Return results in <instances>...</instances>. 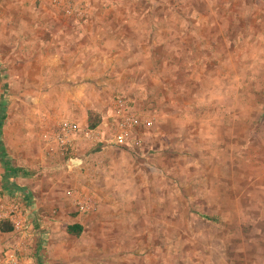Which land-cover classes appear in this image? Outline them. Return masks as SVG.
<instances>
[{"label": "rangeland", "instance_id": "1", "mask_svg": "<svg viewBox=\"0 0 264 264\" xmlns=\"http://www.w3.org/2000/svg\"><path fill=\"white\" fill-rule=\"evenodd\" d=\"M28 1L0 0V222L17 201L2 189L3 161L32 173L17 177L14 189L33 203L26 236L0 233V260L13 248L20 264H59V253L63 264H264V0H90L65 8L114 11L110 23L121 11L125 26H144L132 33L135 49L118 54L146 69L142 83L133 74L108 99L140 117V146L80 137L66 150L56 140L59 123L84 125L56 120L53 83L20 73V42L37 30L30 12L42 8L34 0L29 10ZM110 108L98 125L110 122ZM80 139L89 143L86 160L73 157ZM68 163L77 167L60 180ZM66 190L88 208L76 210ZM76 215L85 218L82 232L68 236Z\"/></svg>", "mask_w": 264, "mask_h": 264}, {"label": "crops", "instance_id": "2", "mask_svg": "<svg viewBox=\"0 0 264 264\" xmlns=\"http://www.w3.org/2000/svg\"><path fill=\"white\" fill-rule=\"evenodd\" d=\"M48 2L46 0L40 1L38 5L42 8L30 12V14H33L30 24L37 26V30L34 36L20 42V73L29 76L30 79L34 77L37 82L46 80L53 83L55 93H52V95L56 98L59 97V100L55 102L56 107H58L55 111L57 113L56 120L74 118L86 126L87 112L91 111L102 117L112 105V102L108 99L118 90H126L127 86L130 85L129 82L133 81V74L136 83L143 82L140 75L146 69L139 68L141 66L137 62L133 67L130 62H121L118 52L127 49L131 51L140 40L134 38L132 33H138L139 31L143 33L145 27L125 26L123 24L124 15L121 11L115 13L116 20L111 23L109 20H112V16H109V14L114 13V11L92 10L85 11V13L73 11L72 9L75 6L84 2L81 0H57V3L54 4ZM33 3L34 0L27 2L29 4L28 9ZM65 8L72 9L69 11L64 10ZM38 29L42 35L38 32ZM32 42L35 43V46L32 47L36 49L35 54L29 51ZM137 51L141 53L145 52V49L139 46ZM31 58L33 59L28 63ZM45 73L48 74L46 79L43 77ZM125 83H128L127 86ZM105 124L107 123L101 118L98 127L103 129ZM77 138H80V136L73 135L72 141ZM82 139L74 143H82V145H79L80 147L76 146V154L73 157H85L84 160H86L85 152L88 151L86 147L88 142ZM73 142H71V145H73ZM100 144L104 145L103 143ZM73 161L79 162L81 159L74 158ZM69 164L66 165V172L63 170L57 172V177L60 180H63L65 174H70L69 172L77 167H70ZM31 174L30 172L28 176H31ZM28 176L15 175L11 179L12 184L8 183L9 181H6L5 178L6 185L3 184L2 186L3 190L7 187L8 190L5 192L13 194L14 198L16 197L15 200L18 201L21 209L25 212L26 225L30 224L27 216L31 212L29 208H32L33 203L30 201V196H28L25 189L20 187L14 189V181L17 177ZM65 183L69 185L72 181L68 179ZM103 206H108L109 212H106L105 215H115L114 210L109 209L111 208L110 203L107 205L104 202L99 203L100 208ZM102 218H104V215ZM73 219H75V223L67 226L79 225L81 233L83 228L81 222L85 224V218H82V215H76ZM29 226L27 225L28 231L30 230ZM59 258L60 262L58 263L63 264V253H59ZM103 263L112 264L108 260Z\"/></svg>", "mask_w": 264, "mask_h": 264}, {"label": "built area", "instance_id": "3", "mask_svg": "<svg viewBox=\"0 0 264 264\" xmlns=\"http://www.w3.org/2000/svg\"><path fill=\"white\" fill-rule=\"evenodd\" d=\"M109 119L110 122L104 125L106 133L102 132V128L98 126L89 129L86 126L81 128L76 123H60L56 130V140L59 147L66 150V146L70 143L73 135H78L86 140L87 138H94L98 140L99 143H103L106 146L133 148L140 146L141 140L138 136V128L141 122L140 117L134 111L126 108L125 102L122 99H116L114 101ZM98 129H100L101 133ZM65 196L73 199L76 210L85 211L88 208L85 199L80 201L73 198L72 190H66ZM21 210L18 201H11L8 206L1 211V218L11 227L12 233L24 237L27 233V227L25 224V215H22L23 210ZM16 251L17 250L13 248L5 249L0 264H20V261L15 256Z\"/></svg>", "mask_w": 264, "mask_h": 264}, {"label": "trees", "instance_id": "4", "mask_svg": "<svg viewBox=\"0 0 264 264\" xmlns=\"http://www.w3.org/2000/svg\"><path fill=\"white\" fill-rule=\"evenodd\" d=\"M4 117L3 115V107L0 108V124L1 120ZM99 123V116L91 111L87 112L86 115V126L89 129H92L96 127ZM3 167L5 171V177L6 181L8 180L10 184H12V178L15 175H22V176H28L30 175V172L24 168H13L11 167L6 161H3ZM9 184V185H10ZM6 185V184H5ZM11 186V185H10ZM12 187V186H11ZM8 190L7 187H5L4 191ZM206 218V217H205ZM11 231V227L4 221L0 222V233H8ZM81 231V227L79 225L73 224L69 225L65 229V233L68 236L78 237Z\"/></svg>", "mask_w": 264, "mask_h": 264}]
</instances>
